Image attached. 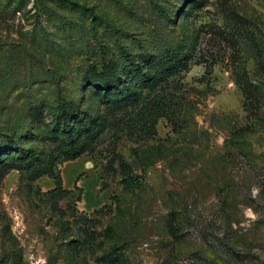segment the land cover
Wrapping results in <instances>:
<instances>
[{"label":"rangeland","instance_id":"374dc122","mask_svg":"<svg viewBox=\"0 0 264 264\" xmlns=\"http://www.w3.org/2000/svg\"><path fill=\"white\" fill-rule=\"evenodd\" d=\"M124 50L162 74L139 85L155 130L89 95ZM263 66L264 0H0V264H264ZM47 159L63 187L83 165L80 202L29 179Z\"/></svg>","mask_w":264,"mask_h":264},{"label":"trees","instance_id":"16d2710c","mask_svg":"<svg viewBox=\"0 0 264 264\" xmlns=\"http://www.w3.org/2000/svg\"><path fill=\"white\" fill-rule=\"evenodd\" d=\"M123 54L129 58L127 65L125 66V69L127 70L126 77L123 78L113 64H105L99 70L92 67L86 74L88 76L87 79L89 80V86L93 87L89 95H91L94 101L106 104L111 103L121 110L135 109L140 118L142 117L144 122L149 124V127L152 128V130H155L158 120L165 117L166 108L162 104L149 106L144 103L142 105L145 98L142 95V89H140L139 85L143 83L146 84L148 88H154L158 80L161 79L162 74L152 73V69L155 65L153 64L154 57L151 55L146 53L138 55V53H135L134 51L126 50H124ZM177 60H179L178 54L171 55L166 62L174 63ZM262 68H264V66ZM84 92L85 90H83L82 94ZM69 108L70 106L67 109H60L63 118V126L65 125V127H68L67 129L73 127V124L70 126L67 125L68 120L74 115ZM104 129L103 122L97 121L94 128L89 131L85 137H80V139L70 143L68 150L71 154L70 157L65 159V161L69 162L79 158L84 153L87 142L95 138ZM140 129L142 128L140 127ZM17 153V157L12 159H17L18 162L14 165L15 167H13V169H17V166L19 165L23 166L24 164H28L30 158L33 156V153L30 151L25 152L20 150L17 151ZM54 167L55 164L48 159L39 162L37 166L30 169L29 179L35 181L44 175H50L54 184L53 188L47 192L50 197L58 200L66 199L72 194V191L75 190L78 192L77 201L80 202L82 189L77 187L76 183L72 190L65 189L63 187L61 174L57 173V175H51ZM77 181L78 178L76 179V182ZM118 260L119 255L114 252L104 253L101 256V263L103 264H114Z\"/></svg>","mask_w":264,"mask_h":264},{"label":"crops","instance_id":"0c3cea01","mask_svg":"<svg viewBox=\"0 0 264 264\" xmlns=\"http://www.w3.org/2000/svg\"><path fill=\"white\" fill-rule=\"evenodd\" d=\"M68 165H71V164H68ZM75 165V164H74ZM84 172V169H83V165L82 164H78L77 167H73L72 171L70 172V177H69V182L68 184L66 185V187H64L65 189H68V190H72L74 188V183L76 182V179L79 178L80 174H82ZM82 181L81 179H78V181L76 182V185L81 188V184H82ZM48 187L50 189L53 188L54 184L52 181H48ZM65 184V183H64ZM83 188V187H82ZM81 188V189H82ZM83 192L82 191V194H81V199H82V195H83ZM90 205V204H89ZM96 207V205H90V206H87V208H92V207Z\"/></svg>","mask_w":264,"mask_h":264}]
</instances>
